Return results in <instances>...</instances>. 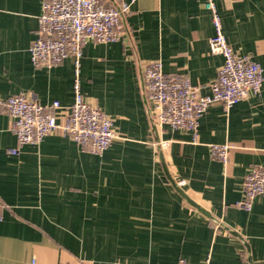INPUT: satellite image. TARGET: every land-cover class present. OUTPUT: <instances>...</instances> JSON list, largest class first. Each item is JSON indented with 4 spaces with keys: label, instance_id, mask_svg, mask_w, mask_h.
<instances>
[{
    "label": "crops",
    "instance_id": "crops-1",
    "mask_svg": "<svg viewBox=\"0 0 264 264\" xmlns=\"http://www.w3.org/2000/svg\"><path fill=\"white\" fill-rule=\"evenodd\" d=\"M42 1L0 0V100L59 101L64 122L74 62L44 68L30 57ZM215 4L229 44L264 70V0ZM123 27L119 42L88 41L80 65L82 95L113 122L116 139L103 154L61 130L19 146L0 110V264H264V196L249 211L238 207L245 176L264 168V84L228 110L212 105L196 140L157 130L143 68L161 61L172 78L197 87L214 81L224 59L210 52L212 14L203 0H137ZM225 144L232 147L226 163L211 152ZM161 155L177 187L212 219L165 178Z\"/></svg>",
    "mask_w": 264,
    "mask_h": 264
},
{
    "label": "built area",
    "instance_id": "built-area-1",
    "mask_svg": "<svg viewBox=\"0 0 264 264\" xmlns=\"http://www.w3.org/2000/svg\"><path fill=\"white\" fill-rule=\"evenodd\" d=\"M137 0H43L39 29L30 57L36 67L50 68L71 59L75 66L74 101L64 122H59V101L40 104L21 94L0 100V110L11 118L10 129L19 146H38L44 138L61 130L83 150L103 154L116 139L113 122L97 107L89 104L81 93L80 65L88 41L99 44L119 42L124 37L123 19ZM212 14L215 30L209 41L210 52L224 61L217 78L205 86H194L188 78H172L163 70L161 61H152L143 68L144 97L150 107L157 130L191 132L198 137L201 118L214 104L227 110L250 94L258 95L264 84V70L250 56L233 49L223 33L216 0H203ZM203 90L209 94L201 95ZM232 147L213 145L212 156L224 163ZM18 153V150L13 152ZM244 198L238 207L251 210L258 196H264V168H253L244 180ZM64 264V263H62ZM74 264H86L76 261ZM176 264H188L180 259ZM206 264H210L207 260Z\"/></svg>",
    "mask_w": 264,
    "mask_h": 264
},
{
    "label": "water",
    "instance_id": "water-1",
    "mask_svg": "<svg viewBox=\"0 0 264 264\" xmlns=\"http://www.w3.org/2000/svg\"><path fill=\"white\" fill-rule=\"evenodd\" d=\"M160 160L163 164V167H164V172H165V178L172 184V186L177 190V192L188 202L189 205H191L192 207L196 208L198 211H200L202 214H204L206 217H209L212 219V217L210 216V214L208 212H206L203 208H201L198 204H196L195 202H193L186 194L185 192L178 188L176 183L174 182V180L171 178L166 166H165V163H164V159H163V156L161 155L160 156ZM246 248L248 249L249 251V248L248 246L246 245Z\"/></svg>",
    "mask_w": 264,
    "mask_h": 264
}]
</instances>
